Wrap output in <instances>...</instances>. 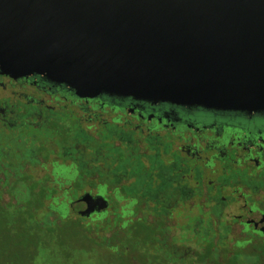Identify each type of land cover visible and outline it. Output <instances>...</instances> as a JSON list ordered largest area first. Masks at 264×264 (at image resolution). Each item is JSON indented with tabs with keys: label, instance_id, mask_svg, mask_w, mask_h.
I'll use <instances>...</instances> for the list:
<instances>
[{
	"label": "trees",
	"instance_id": "1",
	"mask_svg": "<svg viewBox=\"0 0 264 264\" xmlns=\"http://www.w3.org/2000/svg\"><path fill=\"white\" fill-rule=\"evenodd\" d=\"M50 94L62 118H25L31 102L0 118V264H264L262 239L223 219V188L199 201L201 169L168 135L134 130L117 96L81 99L65 85ZM104 112L103 124L86 118ZM86 194L107 210L81 215ZM193 207L199 215L179 218Z\"/></svg>",
	"mask_w": 264,
	"mask_h": 264
},
{
	"label": "water",
	"instance_id": "2",
	"mask_svg": "<svg viewBox=\"0 0 264 264\" xmlns=\"http://www.w3.org/2000/svg\"><path fill=\"white\" fill-rule=\"evenodd\" d=\"M0 66L81 99L261 113L264 0H0Z\"/></svg>",
	"mask_w": 264,
	"mask_h": 264
},
{
	"label": "flooded vegetation",
	"instance_id": "3",
	"mask_svg": "<svg viewBox=\"0 0 264 264\" xmlns=\"http://www.w3.org/2000/svg\"><path fill=\"white\" fill-rule=\"evenodd\" d=\"M61 85L39 75L16 78L4 74L0 66V118H15L17 111L14 109L18 102L19 105L30 102L33 105V111L25 118L46 123L51 121L48 118H62L50 113L61 103L50 92ZM115 98L118 100L116 106L126 114L119 118H129L130 125L137 132L168 135L173 149L182 151L184 164L190 166L194 163L201 169L206 194L199 201L210 200L211 190L207 187L223 188L221 196L227 202L223 219L233 223L236 233L247 228L253 244L256 243L255 237L264 242V112L215 111L127 97ZM98 99L106 100L102 96ZM24 116L16 114V118ZM86 116L99 118V124L105 123V118H111L105 112L97 116L86 113ZM184 178L187 183L199 184L190 170ZM230 209L233 214H230ZM199 214L200 211L193 207L192 210L181 211L179 218L187 219Z\"/></svg>",
	"mask_w": 264,
	"mask_h": 264
},
{
	"label": "rangeland",
	"instance_id": "4",
	"mask_svg": "<svg viewBox=\"0 0 264 264\" xmlns=\"http://www.w3.org/2000/svg\"><path fill=\"white\" fill-rule=\"evenodd\" d=\"M194 213H196V210L194 211ZM230 214H233L231 209H230ZM181 220H185V219H183V217H181Z\"/></svg>",
	"mask_w": 264,
	"mask_h": 264
}]
</instances>
